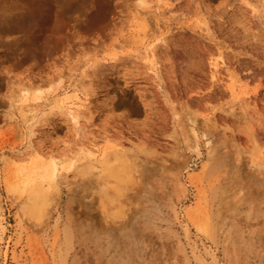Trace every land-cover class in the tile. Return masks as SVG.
Instances as JSON below:
<instances>
[{
	"label": "rangeland",
	"instance_id": "374dc122",
	"mask_svg": "<svg viewBox=\"0 0 264 264\" xmlns=\"http://www.w3.org/2000/svg\"><path fill=\"white\" fill-rule=\"evenodd\" d=\"M253 177L264 0H0V264H264Z\"/></svg>",
	"mask_w": 264,
	"mask_h": 264
},
{
	"label": "bare ground",
	"instance_id": "6f19581e",
	"mask_svg": "<svg viewBox=\"0 0 264 264\" xmlns=\"http://www.w3.org/2000/svg\"><path fill=\"white\" fill-rule=\"evenodd\" d=\"M110 12H111V7L109 6V5H104V6H102V8H101V11L100 12H98V13H96L93 17H91V22H90V25H88L87 26V30H90V31H94V30H96V29H98L99 27L100 28H102V26H101V23L102 24H104L107 20H108V16H109V14H110ZM85 28V27H84ZM99 28V29H100ZM148 51V50H147ZM148 54H150L151 56H155V51L154 50H150V51H148L147 52ZM144 54V53H143ZM79 100H82V99H80V98H78ZM84 102H82L81 101V103H77L76 105H73V106H71V107H69V109H68V116H69V119L71 120V121H73V122H75V123H77V121H78V117H77V115H76V112L73 110V107H75V109L76 110H79V111H81L82 110V108L84 107ZM157 115V114H156ZM80 118V117H79ZM39 127V126H38ZM41 127V126H40ZM35 129V128H34ZM36 130V129H35ZM32 134H34L33 133V130H31V135ZM33 136V135H32ZM92 149V148H91ZM213 149V148H212ZM119 152V151H118ZM220 152V151H219ZM109 153V152H108ZM114 153H116V151L114 152ZM89 154V153H88ZM112 154V153H111ZM111 154H109V155H111ZM118 154H120V153H118ZM108 155V156H109ZM113 155V154H112ZM112 157V156H111ZM114 157H116L117 158V156H115V154H114ZM114 157H112V159L114 158ZM115 158V159H116ZM111 159V158H110ZM104 160V159H103ZM106 160V159H105ZM105 160H104V162H105ZM106 161H108V160H106ZM95 162H97V161H95ZM99 162H101V161H99ZM103 162V163H104ZM128 163V162H127ZM126 164V163H125ZM133 166H136L135 164L133 165ZM115 168V167H114ZM113 167L112 168H110V169H114ZM135 168V167H134ZM116 169H118V168H115V170H112L111 172L113 173H111L112 174V176L113 177H117L116 175L117 174H119L118 172H117V170ZM119 170V169H118ZM134 170V169H133ZM57 171H58V169H57V167H56V165H53V167H52V171H51V176H50V179L51 178H55V176L57 175ZM130 172L131 171H129V172H127V173H129L130 174ZM228 172V171H227ZM117 173V174H116ZM229 174V173H228ZM132 176H134V174H131ZM229 175H231V174H229ZM119 176V175H118ZM253 176V175H252ZM230 177V176H229ZM118 178V177H117ZM132 179H134V178H132ZM131 179V180H132ZM84 180V179H83ZM83 180H81V181H83ZM55 181V179L54 180H52V182H54ZM64 181V180H63ZM225 181V183L227 184V177H226V179L224 180ZM236 181V180H235ZM230 182L229 184V186L228 187H225V190L222 192V195H220L221 197H220V201H221V204L222 203H224L223 201H227V202H225L224 203V205H222V207L221 208H219L220 210L223 208H225V207H227L226 208V212L227 213H229V212H234V210H236L237 208H240L239 207V205L241 204V203H246V202H248V201H250V199H253V201H255V198L254 197H261V196H263V193H264V191L262 190V188L263 187H261V184H262V182H261V180L259 179V178H257V177H253L252 178V181L250 182L251 184H249L248 185V182H247V184L245 183V184H241V185H238L239 184V182H237L238 184H236V182ZM51 182V183H52ZM44 183V182H43ZM46 183V182H45ZM56 183V182H55ZM222 183V182H221ZM254 183V184H253ZM225 184V185H226ZM43 185V184H42ZM103 185H105V182L103 183V182H100V181H96V182H91V181H83L82 182V191H84L85 193H93V190H94V193L97 191V189L98 188H101L102 189V187H103ZM216 185V184H215ZM224 185V186H225ZM228 185V184H227ZM53 186V185H52ZM223 187V186H222ZM238 187V189H240L239 191H242L243 189H245V194H244V196L243 197H241L239 200H237V201H228V198L226 199V197H228V196H231V195H233V194H235L236 193V191H238L236 188ZM41 191V190H40ZM42 192V191H41ZM219 192V191H218ZM35 194V197L37 196V198H35V200H36V202H37V208L35 207V209H37L36 210V212H34L33 211V213H35V215H41L42 213V211H43V207H45V194H43L44 192H42V194H38L36 191L34 192ZM83 193V192H82ZM93 193V194H94ZM37 194V195H36ZM220 194H221V192H220ZM237 194V193H236ZM91 195V194H90ZM241 195V194H240ZM237 196V195H236ZM234 198V197H233ZM226 199V200H225ZM34 200V199H33ZM36 202H35V205H36ZM39 202V203H38ZM250 202H252V201H250ZM253 203V202H252ZM219 206H221L220 204H219ZM224 206V207H223ZM247 206V205H246ZM243 209V208H242ZM249 209V208H248ZM239 210V209H238ZM261 210V209H260ZM259 210V211H260ZM32 211V210H31ZM224 211V210H223ZM254 211H255V209H254ZM226 212H224V213H226ZM223 213V212H222ZM226 213V214H227ZM237 213V212H236ZM23 210H21V211H19V219H23ZM241 214V213H240ZM223 215V214H222ZM222 215H221V217H222ZM228 215V214H227ZM226 215V216H227ZM226 216H223L222 218H225ZM238 216H239V214H238ZM247 216V215H246ZM263 216V215H262ZM219 217V216H218ZM257 217V216H256ZM227 218V217H226ZM226 218L224 219V220H226ZM263 218V217H262ZM235 219V218H234ZM242 219V218H241ZM256 219V218H255ZM257 219H258V217H257ZM223 220V219H222ZM240 219L238 218V221H239ZM245 220V219H244ZM260 220V219H259ZM264 220V219H263ZM221 221V220H220ZM261 221V220H260ZM226 222V221H225ZM240 222H241V220H240ZM245 222V221H244ZM262 222V221H261ZM222 223H223V221H222ZM227 223V222H226ZM237 223V222H236ZM235 223V224H236ZM239 223V222H238ZM242 223V222H241ZM240 223V224H241ZM234 224V225H235ZM223 225V224H222ZM245 226V225H244ZM252 226V225H251ZM232 227H233V225H232ZM254 227H255V224H254ZM258 227H260V226H258ZM262 229V228H261ZM199 230H204V228L203 227H199ZM237 230V229H236ZM238 230H240V229H238ZM260 230V229H259ZM215 231V230H214ZM228 234H229V232H227ZM257 233H259V232H257ZM216 234V233H215ZM237 234V233H236ZM242 236V235H241ZM240 236V237H241ZM217 237V236H216ZM237 238V237H236ZM255 239V238H254ZM254 239L252 240V246H256V243L254 242ZM258 239V238H257ZM263 240V238L262 237H259V242L260 241H262ZM242 241V240H241ZM263 243V242H262ZM261 243V244H262ZM237 245V244H236ZM238 245H239V243H238ZM259 245V244H258Z\"/></svg>",
	"mask_w": 264,
	"mask_h": 264
},
{
	"label": "water",
	"instance_id": "95a60500",
	"mask_svg": "<svg viewBox=\"0 0 264 264\" xmlns=\"http://www.w3.org/2000/svg\"><path fill=\"white\" fill-rule=\"evenodd\" d=\"M86 31H90V30H87V27L84 28ZM90 32H94V31H90Z\"/></svg>",
	"mask_w": 264,
	"mask_h": 264
}]
</instances>
